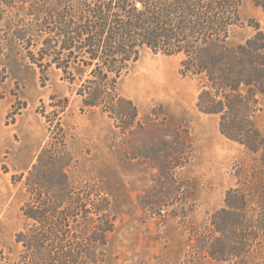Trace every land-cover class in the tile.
Instances as JSON below:
<instances>
[{"label": "trees", "instance_id": "trees-1", "mask_svg": "<svg viewBox=\"0 0 264 264\" xmlns=\"http://www.w3.org/2000/svg\"><path fill=\"white\" fill-rule=\"evenodd\" d=\"M253 1L264 10V0ZM240 3L0 0V103L7 94L9 32L37 67L42 84L48 69L55 68L74 86L83 106L99 108L124 135L142 124L136 105L118 90L120 78L144 50L178 56L179 74L200 79L197 109L218 116L220 134L243 146L252 161L245 169L236 165V182L225 191L223 206L205 221L189 224L192 192L178 179L176 168L185 162L190 136L174 127L170 151L165 141L166 148L140 152L156 174L137 196L139 207L150 217L185 226L190 259L264 264V132L254 121L264 95V33L257 26L243 42H229L242 22ZM50 100L53 109L44 115L49 139L31 168L14 175L28 198L20 207L24 224L15 233L19 248L11 264H108L101 248L115 226L112 200L95 183L71 180L67 170L73 156L59 116L69 99L52 95ZM23 106L16 96L6 118Z\"/></svg>", "mask_w": 264, "mask_h": 264}, {"label": "rangeland", "instance_id": "rangeland-1", "mask_svg": "<svg viewBox=\"0 0 264 264\" xmlns=\"http://www.w3.org/2000/svg\"><path fill=\"white\" fill-rule=\"evenodd\" d=\"M239 16L242 22L234 28L231 44L243 42L257 26L264 33V10L253 0H241ZM4 64L9 77L7 94L0 103V264H11L17 257L19 245L14 237L24 224L20 207L28 193L14 175L31 168L49 139L44 115L53 109L49 106L52 95L69 99L67 109L59 116L67 149L73 156L67 170L71 180L77 185L95 183L112 200L115 226L101 248L108 264H229L207 257L190 259L185 226L172 219L150 217L137 200L156 174L140 152L146 147L166 148L165 141L170 151L174 127L187 130L190 136V144L184 145L185 162L176 168V176L192 192L189 224L205 221L210 212L222 207L225 191L236 182V165L245 169L252 161L243 146L220 134L218 116L197 109L200 79L179 74L178 56L144 50L120 78L118 90L136 105L142 124V129L130 135L120 133L99 108L83 106L74 86L62 80L55 68L48 69L42 84L37 67L28 61L10 32ZM141 80L152 87H156V81H168L177 89L136 91ZM10 91L24 106L7 119L16 99ZM259 105L254 121L264 132V95Z\"/></svg>", "mask_w": 264, "mask_h": 264}, {"label": "bare ground", "instance_id": "bare-ground-1", "mask_svg": "<svg viewBox=\"0 0 264 264\" xmlns=\"http://www.w3.org/2000/svg\"><path fill=\"white\" fill-rule=\"evenodd\" d=\"M157 85L156 87H152L149 83H147L144 80L139 81L138 85L135 87L136 91L146 92V91H152L154 88L157 89H168L169 91H175L177 89L176 85L171 84L168 81H156ZM1 131H0V137H1Z\"/></svg>", "mask_w": 264, "mask_h": 264}]
</instances>
